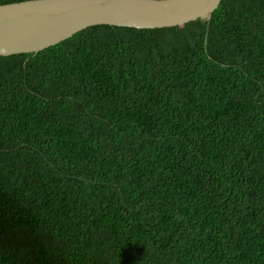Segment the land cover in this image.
<instances>
[{"label": "trees", "instance_id": "16d2710c", "mask_svg": "<svg viewBox=\"0 0 264 264\" xmlns=\"http://www.w3.org/2000/svg\"><path fill=\"white\" fill-rule=\"evenodd\" d=\"M0 264H264V0L0 57Z\"/></svg>", "mask_w": 264, "mask_h": 264}, {"label": "water", "instance_id": "95a60500", "mask_svg": "<svg viewBox=\"0 0 264 264\" xmlns=\"http://www.w3.org/2000/svg\"><path fill=\"white\" fill-rule=\"evenodd\" d=\"M221 0H27L0 5V57L34 54L89 27L182 26L210 16Z\"/></svg>", "mask_w": 264, "mask_h": 264}]
</instances>
